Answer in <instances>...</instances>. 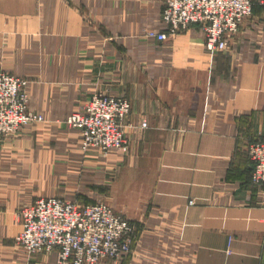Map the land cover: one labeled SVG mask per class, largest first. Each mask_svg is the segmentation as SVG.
I'll return each mask as SVG.
<instances>
[{"label":"crops","instance_id":"1","mask_svg":"<svg viewBox=\"0 0 264 264\" xmlns=\"http://www.w3.org/2000/svg\"><path fill=\"white\" fill-rule=\"evenodd\" d=\"M263 1L213 54L199 26L143 33L165 28L162 0H99L121 34L104 45L66 0H0V69L31 79L47 119L0 135V264H58L57 250L30 256L17 242L19 209L41 197L108 202L136 226L132 254L102 264H264L248 155L264 136ZM99 92L131 100L125 156L84 150L66 123Z\"/></svg>","mask_w":264,"mask_h":264},{"label":"built area","instance_id":"2","mask_svg":"<svg viewBox=\"0 0 264 264\" xmlns=\"http://www.w3.org/2000/svg\"><path fill=\"white\" fill-rule=\"evenodd\" d=\"M253 12L254 0H166L161 15L165 28L151 29L147 36L165 41L199 26L207 51L214 54L228 48L229 40ZM26 85V80L0 69V135L9 136L45 121L30 108ZM131 111L128 97L97 93L66 122L81 131L84 150L98 148L105 155H126ZM140 127L147 128V121ZM248 155L254 165L252 183L264 191V136L249 143ZM18 217L23 225L17 236L20 247L30 256L57 250L58 264L118 262L134 249L136 226L106 202L81 205L61 197H41L21 207Z\"/></svg>","mask_w":264,"mask_h":264},{"label":"rangeland","instance_id":"3","mask_svg":"<svg viewBox=\"0 0 264 264\" xmlns=\"http://www.w3.org/2000/svg\"><path fill=\"white\" fill-rule=\"evenodd\" d=\"M67 3L69 4V6H71L70 8L72 10H76L82 17L83 19V22L85 24V26L90 29L91 31L92 30H97L105 39H103V43L102 45H104L105 43H109V41H111L110 37L113 38V41L116 40V37L120 38L121 37V34L118 33L113 35L114 33H111L113 31H116L115 30V27L118 25V23H114L112 21H109L107 16L106 15H103L100 13V9H101V6L98 5L99 3V0H93L94 2H92V0H86L85 1V5L83 6H78L76 7L75 4H72L71 2H69L68 0H66ZM74 2L76 0H73ZM163 1V7L166 3V0H162ZM254 6H255V3H254ZM73 7L75 9H73ZM41 7H39V10L41 11ZM162 22V21H161ZM163 23V22H162ZM151 29H156V28H153V26H147L145 28H143V33L146 34L147 31L151 30ZM117 31H120L119 29H117ZM147 36V35H146ZM10 73V72H9ZM12 74V73H11ZM15 75V74H13ZM17 76V75H16ZM20 77V76H18ZM24 80L27 81V85H26V91H28L29 93V97H30V91H29V88H30V84H31V79L27 78V77H20ZM100 93V92H99ZM97 94V93H96ZM29 105H30V100H29ZM31 108V106H30ZM33 110V109H32ZM34 111V110H33ZM36 112V111H35ZM39 113V112H37ZM41 115H43L42 113H39ZM70 116V115H69ZM43 117L45 118V116L43 115ZM68 118V117H67ZM67 118H66V121H67ZM47 122V119L45 118V121L44 122H41V123H46ZM67 123V122H66ZM36 124H40V123H36ZM33 125V124H32ZM70 128H72L71 126H69ZM75 129V128H74ZM81 133V132H80ZM81 142H82V138H81ZM89 150V149H88ZM118 153V152H117ZM130 153V151H129ZM128 153V154H129ZM121 154V153H120ZM103 155H105L103 153ZM123 156H125V154H121ZM127 155V154H126ZM107 156V155H105ZM106 201V200H105ZM108 203V202H107ZM109 204V203H108ZM111 205V204H110ZM115 209V208H114Z\"/></svg>","mask_w":264,"mask_h":264}]
</instances>
